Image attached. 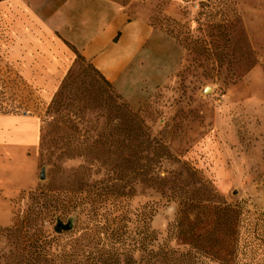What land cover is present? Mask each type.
Here are the masks:
<instances>
[{
    "label": "rangeland",
    "instance_id": "1",
    "mask_svg": "<svg viewBox=\"0 0 264 264\" xmlns=\"http://www.w3.org/2000/svg\"><path fill=\"white\" fill-rule=\"evenodd\" d=\"M77 7L52 42L70 57L55 91L44 89L50 77L44 87L11 59L0 9V114L41 123L36 186L0 202L10 216L0 231L52 204L44 234L58 239L54 228L64 223L60 239L70 247L97 205L104 219L126 217L134 233L145 215L156 239L150 249L183 253L188 241L170 234L181 199L240 204L264 226V0H87ZM122 9L133 32L148 30L149 39L107 85L72 47L83 57L104 17ZM66 81L72 107L52 111ZM251 244L241 243L236 262L264 264Z\"/></svg>",
    "mask_w": 264,
    "mask_h": 264
},
{
    "label": "trees",
    "instance_id": "2",
    "mask_svg": "<svg viewBox=\"0 0 264 264\" xmlns=\"http://www.w3.org/2000/svg\"><path fill=\"white\" fill-rule=\"evenodd\" d=\"M72 49L84 60L74 47ZM104 80L107 85L111 84ZM67 89L68 81L56 95L52 111L72 107L65 102ZM49 193L53 192L49 190ZM50 201L58 202L54 198ZM99 209L97 205L94 207L92 218L80 236L71 237L72 245L63 247L60 237L66 232L64 223L54 228L58 239L46 236L42 224L57 208L42 204L20 225L0 231V264H239L236 260L243 251L241 243L244 241L247 247L251 240L254 252L263 251L264 262L263 221L255 219L240 204L214 206L181 199L170 234L188 241L189 249L183 253L167 247L150 249L156 239L145 215L140 217L134 233L126 217L104 219ZM200 227L202 233H198ZM225 252H228L226 257H222Z\"/></svg>",
    "mask_w": 264,
    "mask_h": 264
},
{
    "label": "crops",
    "instance_id": "3",
    "mask_svg": "<svg viewBox=\"0 0 264 264\" xmlns=\"http://www.w3.org/2000/svg\"><path fill=\"white\" fill-rule=\"evenodd\" d=\"M80 4L84 9L87 0H2L0 4L10 29L11 59H20L24 74L36 76L44 87L45 76L50 77L45 90L55 91L67 74L70 57L52 42L69 25L70 12ZM104 22V28L83 48V57L113 83L140 53L149 31L134 33L124 9L106 15ZM42 28L49 30L45 33ZM40 145L38 117L0 114V202L10 203L36 186Z\"/></svg>",
    "mask_w": 264,
    "mask_h": 264
},
{
    "label": "bare ground",
    "instance_id": "4",
    "mask_svg": "<svg viewBox=\"0 0 264 264\" xmlns=\"http://www.w3.org/2000/svg\"><path fill=\"white\" fill-rule=\"evenodd\" d=\"M0 210V221L9 222V210L5 208H2Z\"/></svg>",
    "mask_w": 264,
    "mask_h": 264
},
{
    "label": "water",
    "instance_id": "5",
    "mask_svg": "<svg viewBox=\"0 0 264 264\" xmlns=\"http://www.w3.org/2000/svg\"><path fill=\"white\" fill-rule=\"evenodd\" d=\"M41 179L44 181L46 179L45 172L43 171L41 174Z\"/></svg>",
    "mask_w": 264,
    "mask_h": 264
}]
</instances>
